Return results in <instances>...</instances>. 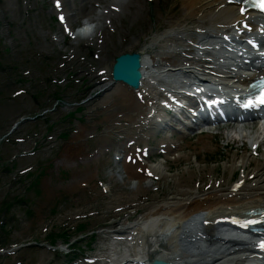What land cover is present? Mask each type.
I'll return each instance as SVG.
<instances>
[{
	"label": "rangeland",
	"instance_id": "374dc122",
	"mask_svg": "<svg viewBox=\"0 0 264 264\" xmlns=\"http://www.w3.org/2000/svg\"><path fill=\"white\" fill-rule=\"evenodd\" d=\"M67 1L76 16L70 26L58 18L54 0H0V138L20 122L0 142V264L119 260L127 243L116 229L171 192H195L200 185L205 191L212 180L238 177L241 171L231 173L226 165L234 154L249 153L248 138L232 142L230 129L156 138L154 128L144 127L148 111L131 103L127 89L106 87L114 58L139 50L171 22L179 19L189 30L186 39L169 40L170 49L199 37L195 17L181 19L182 0ZM83 18L101 25L91 39L71 33ZM156 46H149L160 64L156 71L183 63L180 55L161 61L163 49ZM128 139L151 146L149 161L168 164L166 176L140 186L128 179L124 159H114ZM167 142L178 145L176 151L155 156ZM71 148H78L77 155L67 156ZM65 238L70 249H79L67 254Z\"/></svg>",
	"mask_w": 264,
	"mask_h": 264
},
{
	"label": "bare ground",
	"instance_id": "6f19581e",
	"mask_svg": "<svg viewBox=\"0 0 264 264\" xmlns=\"http://www.w3.org/2000/svg\"><path fill=\"white\" fill-rule=\"evenodd\" d=\"M182 2L186 12L181 19L184 21H193V17L196 19L197 37L200 36L196 41L197 44L202 43L207 34L219 38L221 32H226L242 18L238 13L242 6L240 2L236 4H228L227 0H182ZM59 5L63 9L64 22L70 26L72 19L76 18L71 3L67 0H59ZM112 5H117V0H113ZM198 12L201 14L196 16ZM179 23L180 20L177 19L170 23L169 28L154 32L148 39V43L138 50L142 56L143 74L139 89L132 90L122 83L108 82V85L117 84V86L127 88L129 100L143 112L147 110L145 106L152 99L145 82L148 78L152 81L154 76L152 69L160 65L153 54L154 50L149 46L157 45L156 49H163L160 51L161 61H168L175 55H180L181 58L193 56L191 48L172 50L167 44L176 35H180L183 39L187 38L188 35L185 33L189 28L182 27ZM197 61L200 62L199 59ZM172 69L179 70L180 66H174ZM162 70L159 71V75L171 69L166 67ZM205 134L208 136L210 132ZM250 134L252 133L249 132L243 136L246 138ZM235 140L234 138L233 142ZM206 143L208 142L205 141L202 145L203 148L207 146ZM177 147L172 142H167L160 152H174ZM122 148L125 158L130 157L129 162L124 159L123 170L128 173V179L135 185L140 186L145 181L151 182L148 177H163L166 167H169L162 161L149 164L143 157L145 147L133 146L129 143V139ZM76 151L78 148H71L67 156L77 155ZM226 166L231 173L236 170L241 171L238 177L234 178V175L230 177L229 180L235 179L231 182L232 184H226L229 180L223 178L221 183L212 180L205 191H200L203 189V185H200L195 192L180 190L177 195L171 192L169 198L154 205L140 219L127 223V227L116 229L114 232L121 236L120 240L129 237L125 250L133 254H129V258L123 256L112 264H148L153 258L163 259L170 264H237L238 257H235L237 254L231 248L248 243H241L238 235L218 222L223 219L228 220L236 213L244 214L250 210H264V149L258 156L252 155L250 151L249 153H236ZM191 179L192 174H189L186 181L191 183ZM144 190L146 189L144 188L142 192ZM199 212L201 213L197 217L193 216ZM123 224L125 225L126 222ZM231 258H233V263H225ZM104 261V264H109L108 259L105 258Z\"/></svg>",
	"mask_w": 264,
	"mask_h": 264
},
{
	"label": "water",
	"instance_id": "95a60500",
	"mask_svg": "<svg viewBox=\"0 0 264 264\" xmlns=\"http://www.w3.org/2000/svg\"><path fill=\"white\" fill-rule=\"evenodd\" d=\"M141 55L137 52L131 54H123L117 57L113 68L112 78L114 81H121L128 86L137 88L140 84L142 73L140 67ZM16 125V124H15ZM152 264H170L163 261H153Z\"/></svg>",
	"mask_w": 264,
	"mask_h": 264
},
{
	"label": "snow or ice",
	"instance_id": "6c2138e0",
	"mask_svg": "<svg viewBox=\"0 0 264 264\" xmlns=\"http://www.w3.org/2000/svg\"><path fill=\"white\" fill-rule=\"evenodd\" d=\"M57 6L59 7V0H57ZM257 6L260 8L261 11H264V0H258L257 2ZM243 12V10H242ZM61 21L63 22L64 21V17L61 16L60 17ZM254 103H259L261 105H264V92L261 93L260 95V98L258 101H249L248 103H245L244 104V107L245 108H250L253 106ZM151 173H149L150 175ZM234 223H239L238 221H233ZM257 221L255 220H249V221H246L244 222L243 224H241L242 227H248L250 224H256ZM259 247L264 249V240H262L259 244Z\"/></svg>",
	"mask_w": 264,
	"mask_h": 264
},
{
	"label": "clouds",
	"instance_id": "9594fccd",
	"mask_svg": "<svg viewBox=\"0 0 264 264\" xmlns=\"http://www.w3.org/2000/svg\"><path fill=\"white\" fill-rule=\"evenodd\" d=\"M98 27H101L99 22L85 23L82 28L78 29V34L82 39H91L96 33Z\"/></svg>",
	"mask_w": 264,
	"mask_h": 264
}]
</instances>
